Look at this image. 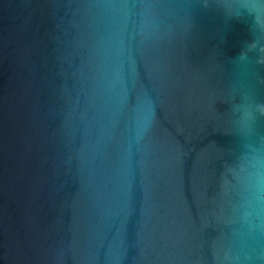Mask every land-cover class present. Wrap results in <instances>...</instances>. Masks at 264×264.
I'll list each match as a JSON object with an SVG mask.
<instances>
[{
    "label": "water",
    "instance_id": "95a60500",
    "mask_svg": "<svg viewBox=\"0 0 264 264\" xmlns=\"http://www.w3.org/2000/svg\"><path fill=\"white\" fill-rule=\"evenodd\" d=\"M0 264H264V0H0Z\"/></svg>",
    "mask_w": 264,
    "mask_h": 264
}]
</instances>
